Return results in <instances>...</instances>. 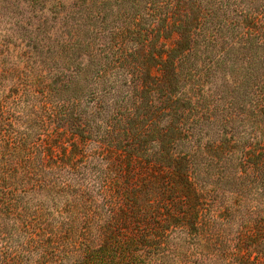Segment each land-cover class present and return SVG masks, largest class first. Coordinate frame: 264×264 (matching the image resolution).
<instances>
[{
    "label": "trees",
    "instance_id": "16d2710c",
    "mask_svg": "<svg viewBox=\"0 0 264 264\" xmlns=\"http://www.w3.org/2000/svg\"><path fill=\"white\" fill-rule=\"evenodd\" d=\"M65 261L264 264V0H0V264Z\"/></svg>",
    "mask_w": 264,
    "mask_h": 264
},
{
    "label": "rangeland",
    "instance_id": "374dc122",
    "mask_svg": "<svg viewBox=\"0 0 264 264\" xmlns=\"http://www.w3.org/2000/svg\"><path fill=\"white\" fill-rule=\"evenodd\" d=\"M44 207H45V210H47L48 212H53L54 216H57L58 211H60L62 207V202L60 199L56 198V199H53L45 203ZM70 241L71 240L67 239V241L65 240L64 242L61 243V245L62 246L68 245V243H71ZM65 264H68V262L65 261Z\"/></svg>",
    "mask_w": 264,
    "mask_h": 264
}]
</instances>
